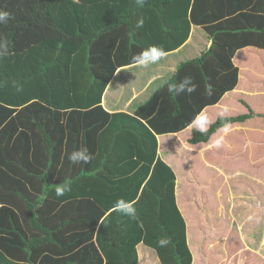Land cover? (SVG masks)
<instances>
[{
  "label": "trees",
  "instance_id": "obj_1",
  "mask_svg": "<svg viewBox=\"0 0 264 264\" xmlns=\"http://www.w3.org/2000/svg\"><path fill=\"white\" fill-rule=\"evenodd\" d=\"M191 1L147 0L141 8L135 0H0V11L11 13L0 25L7 46L0 58V264H69L62 261H71L73 250L82 263L137 264L139 244L161 264H191L176 176L157 155L155 133L187 127L234 88L235 51L248 45L264 51V14L255 12L264 0L254 12L228 9L225 17L216 9L197 11L206 0ZM141 17L144 26L136 28ZM191 20L203 24L214 44L181 63L169 83L190 76L196 91L175 97L167 83L134 116L105 112L101 96L115 69L152 46L141 35L173 50L187 38ZM253 115L218 117L207 133L194 130L190 142H206L224 123ZM80 148L94 155L91 164L68 160ZM62 183L72 190L57 197ZM119 199L135 201L136 219L113 210ZM161 238L170 243L161 247Z\"/></svg>",
  "mask_w": 264,
  "mask_h": 264
},
{
  "label": "crops",
  "instance_id": "obj_2",
  "mask_svg": "<svg viewBox=\"0 0 264 264\" xmlns=\"http://www.w3.org/2000/svg\"><path fill=\"white\" fill-rule=\"evenodd\" d=\"M191 2L193 4L194 0ZM237 5L240 8H234L233 10L232 7ZM253 6L257 8L261 6V4L259 5L258 0H206L198 4L196 10L200 11V8L207 11L216 9L217 12L223 11L221 15L224 14L223 17H225V15H231L227 14L228 9L233 15H237L243 11L254 12L252 10ZM167 12L170 13V9L167 10ZM255 12L257 15H260V13L264 14V8L262 12L258 9ZM199 14L196 17L206 19V17ZM51 19L57 24L58 19L55 17ZM222 19L223 18H221V20ZM169 21H173L172 18H169ZM238 22L243 23L241 18ZM167 24L169 26L172 25L171 22ZM189 26V33L184 42L173 50H166V57L157 64L149 65L146 68L134 66L132 63L118 66L102 93L100 105L103 110L111 114V116L121 113L130 116L136 115L135 111L146 102L152 93H155L159 88H162L176 76L181 63L199 57L204 51L208 50L207 40L210 36L204 29L203 24H196L191 20ZM140 38L145 44L148 42L149 45L153 46L154 42L148 35H141ZM161 43L167 44L164 39ZM142 50L143 49H141V51ZM65 58L68 57L65 55ZM231 60L233 65L238 68L236 85L233 89L226 91L215 104L207 105L201 111L206 112L212 122L219 117L220 112L224 109H227L224 117L245 114L249 111L254 113L252 117L242 122L230 123L233 129V131L229 133L232 136L230 139H233L232 149H230L232 143L228 138L223 139L220 147L214 146L221 136V133L218 131L219 128L206 142L198 143L190 142L195 130L189 126L190 124L176 132H166L163 134H156L154 132L157 139V155L166 162L174 172L177 171L176 157L178 156L183 159L185 156L186 164L191 168L189 170L190 173L195 170L196 165L194 161H196V159L194 154H196L195 156H199L198 160H203L201 161L203 169L200 167L202 170H204V168L209 169L215 167L219 170L217 173L221 172L223 174L227 184L229 181L226 180L234 178L230 181L235 183V186H240L238 190H249L248 193L238 194L239 199L232 200V203L229 202L228 195L226 194L225 197L227 202L224 203L223 209L221 196L219 194L216 195L217 199L215 201L209 197L206 198L205 201L198 203L199 196L198 193L195 192L191 197V202L188 197L185 198L183 204L185 208H182L179 203L180 199H178L179 190L175 186L176 204L181 214L185 216L183 218L186 224V239L192 254L191 264H264V192L261 194L258 193L259 186H261L264 191V181H258V175H260V178L264 176V128L260 127L258 124L259 120L264 122V111L260 109L264 104L259 106L253 100L254 97H259L264 101V51L262 48L256 46H244L235 51ZM173 68L176 69L175 72L172 71ZM171 95L173 96L175 94ZM183 95L190 97L192 93H184L179 96L183 97ZM160 96L167 98L168 95L166 91H164ZM160 100L162 99L160 98ZM152 107L163 109V107H159L158 105H153ZM169 107H171V103ZM236 108L238 110H236ZM149 112H151V109H149ZM118 119L122 120L123 123L131 120V118L125 117H116L115 120ZM258 132H261L260 135ZM199 147L200 151L203 149L202 153L193 151L198 150ZM215 151L220 152L226 159H234V164L228 161L231 165L229 168L232 171L231 176L225 172V168L222 165L216 166L213 164L214 162L212 160L208 162L205 160L206 156L211 157L208 156L210 152L215 153ZM242 158L246 161L245 166L244 163L241 162ZM205 164H209L210 166L206 167ZM243 166L246 167L248 171H241V167ZM226 174H228V176H226ZM203 176L204 175L201 177L202 179ZM246 178H249V183H245L244 180ZM202 179L201 181L206 184L210 182ZM204 208L207 211H211L212 214L216 212V216L212 217L211 213L204 211ZM200 211L207 214V216L205 215L207 221L202 223H213V218H215L219 222V225L215 229H213V224L211 225L212 227H201L199 225L202 224L199 223L201 221L200 214H203ZM223 212L231 215V221H235L236 226L240 225L238 228H241L244 222L249 226L250 231L254 232L252 233L245 229H239L240 235L234 237L236 244L235 246H231L230 238L232 231L230 230L232 227L231 225L226 226L225 221L223 223L220 219ZM203 221H205V219H203ZM259 229L261 230L259 231ZM257 231L260 233L258 234ZM209 235L211 236L210 239L206 240L203 238ZM197 237L200 238L199 243H195ZM191 241L193 243H191ZM68 242L69 240L67 241V245ZM198 248L201 251L200 254H197V251H199ZM68 254L70 256L68 260L71 258V261L62 262H69V264H87V261L82 263L77 250H73ZM58 255L60 258L61 255ZM65 255L66 254H62V258ZM137 264L161 263L156 253L150 250L149 247L147 248V246L139 244L137 246Z\"/></svg>",
  "mask_w": 264,
  "mask_h": 264
},
{
  "label": "rangeland",
  "instance_id": "obj_3",
  "mask_svg": "<svg viewBox=\"0 0 264 264\" xmlns=\"http://www.w3.org/2000/svg\"><path fill=\"white\" fill-rule=\"evenodd\" d=\"M70 1L71 0H59V3H61V5H64V4L69 5L71 3ZM9 72L14 73V71L12 69H9ZM253 100L259 106L264 104V101L261 100L259 97H254ZM260 109L262 111H264V106H261ZM236 110H238V109L236 108ZM258 124H259L260 127L264 128V122L263 121L259 120ZM258 133L260 135L261 132H258ZM224 138L230 139V138H232V136L229 134L227 137H224ZM259 138H260V136H259ZM232 141H233V139H230V142L232 143V144L230 143L232 145L230 149H232V147H233V142ZM199 149H200V147L198 148V150H193V151H198V152L202 153L203 149L201 151ZM184 153H186V152H184ZM231 154H234V153H231ZM195 155L196 154H194V157H195L196 161H194V162H195V165H196V167H195L196 169L191 171V173L189 172V170L191 169L190 166H188L186 164L185 156H184V159L182 157H179V156L176 157L177 171L174 172V173L176 174L177 177H176V180H175V186L179 190V198L178 199H180L179 203H180V206L182 208H185L183 206L185 198L188 197L190 199V202H191V197L195 194V192L198 193V196H199L198 197V203H201V201H205V199L209 198V197H210V199H213L215 201L217 199L216 195L219 194L221 196L222 209H223L224 203L227 202L226 201V197H225L226 194L228 195L229 202L232 203V200L239 199L238 194H240V193L243 194V193H248L249 192L248 189L247 190H243V191L242 190H238V189H240V186L238 184H236V185H238L239 187L235 186L234 185L235 183H232L230 181V180H233L234 178L226 180V181H229V183L227 184L225 182V177L223 176V174L221 172L217 173V171H219V170L217 168H215V167L214 168H209V169L208 168H204V170H202L203 169V164H202L201 161H203V160L202 159H201V161L198 160L199 156H195ZM208 156H211V157H207L206 156L205 160L207 162L212 160L214 162L213 163L214 165H216V166L222 165L225 168V172H227L231 176L232 171L229 169L231 167V165H230V163L228 161L233 162V164H234V159L233 158L226 159L225 157H223L220 154V152H216V151H215V153L214 152H210L208 154ZM241 162L244 163V166L246 165L245 164L246 161H245L244 158L241 159ZM205 166L208 167L210 165L209 164H205ZM244 166L241 167V171H248V169H246V167H244ZM218 174H220V175H218ZM228 174H226V176H228ZM202 175H204L203 179L201 178ZM224 175H225V173H224ZM201 179L202 180H206V181H210V182L208 184H206L203 181H201ZM244 181H245V183L246 182L249 183V178H246ZM258 181H264V176H263V178H260V175H258ZM262 192H264V191L262 190V187L259 186L258 187V193L261 194ZM204 211H207V210L204 208ZM200 212L204 216L200 214V220L201 221L199 223L206 222L207 221V219H206L207 214L203 213L202 211H200ZM207 212L211 213L212 217H215L216 214H217L216 212H213V214H212L211 211H207ZM182 215H183V217H185L184 214H182ZM230 217H231V215L225 214V212H223V214H222L220 219L222 220L223 223L225 221V225L226 226H230L231 225L232 229L230 231H232V235H231V238H230V245L231 246H235L236 243H235V238L234 237L236 235H240V233H239L240 230H244L245 229L247 231H250V228L244 222L242 223L243 225L241 226V228H238L240 225L236 226L235 221H231ZM203 219H205V221H203ZM212 224H213V229H215L219 225V222L215 218H213V223H202V224H199V225L201 227L205 228L207 226H211ZM247 224H250V223H247ZM260 230L261 229H259V231ZM228 232H229V230H228ZM250 232L253 233L254 231H250ZM243 233H244V231H243ZM259 233L260 232H258V234ZM211 236H212V234H211ZM211 236L209 235V236H206V237H203V238L208 240V239L211 238ZM199 242H200V238L197 237L195 243H199ZM191 243H193V242L191 241ZM232 249H233V247H232ZM150 250H152V249H150ZM198 250L199 251H197L198 252L197 254H200L201 251H200L199 248H198ZM199 258L201 259L200 256H199Z\"/></svg>",
  "mask_w": 264,
  "mask_h": 264
},
{
  "label": "clouds",
  "instance_id": "obj_4",
  "mask_svg": "<svg viewBox=\"0 0 264 264\" xmlns=\"http://www.w3.org/2000/svg\"><path fill=\"white\" fill-rule=\"evenodd\" d=\"M147 0H135V4L138 7H144ZM11 18V13L0 11V25L6 24L8 20ZM144 26L143 17L139 18L136 23V28H142ZM214 44V39L209 38L207 40V48H211ZM7 54V46L3 43H0V58ZM166 57V51L159 46L153 45L150 46L140 53L134 55L132 57V64L137 67H148L149 65L157 64L161 60ZM173 72L176 71L175 68L172 69ZM197 89V85L193 83V79L190 76H185L179 83H169L168 84V92L170 94H175L177 96L187 93L191 94L195 92ZM22 88H17V91H21ZM209 94L211 91L209 89ZM227 109H224L220 112L219 117L221 119L224 118V114ZM212 124V120L209 118L208 114L204 111L198 113L190 122V127L194 128L199 133H207L210 125ZM218 131L221 133V136L215 143V147H220L223 142L224 137H227L230 132L233 131L232 126L229 123H224ZM68 160L73 165H88L91 164L94 159V155L87 148H80L78 150L72 151L68 154ZM71 185L68 183L59 184L55 189V194L57 197H63L66 193L71 192ZM113 210L117 213H121L125 216H128L132 219H136L137 209L135 207V201H126L124 199H119L113 205ZM170 243L168 238H161L159 240V245L164 247Z\"/></svg>",
  "mask_w": 264,
  "mask_h": 264
}]
</instances>
